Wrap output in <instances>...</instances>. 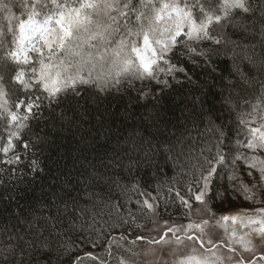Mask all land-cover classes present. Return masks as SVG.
Returning a JSON list of instances; mask_svg holds the SVG:
<instances>
[{
	"label": "snow or ice",
	"instance_id": "snow-or-ice-1",
	"mask_svg": "<svg viewBox=\"0 0 264 264\" xmlns=\"http://www.w3.org/2000/svg\"><path fill=\"white\" fill-rule=\"evenodd\" d=\"M180 2L171 0L157 8L152 0H19L27 19L14 17L12 8L3 5L9 23L0 27V96L16 99L11 104H0V123L5 129L9 124L15 129L0 136V153L7 156L15 151L16 144L24 150L2 161L27 169L17 179L28 174L34 179L45 171L44 161L37 152L30 151L42 141L24 138L31 121L43 116L45 110L78 103L89 91L97 97L112 96L118 100L137 83L146 81L152 87L139 90L137 100L151 97L152 107L139 122L125 107L119 116L112 113L110 121L102 120L98 128L91 126L80 136L77 143L84 154L80 169L75 170V176L69 174L50 195L42 194L39 212L26 216L18 198L9 197L17 203L11 217L0 220L4 225L0 228V264H64L65 258L68 264H82L84 257L68 256L73 247L83 250L109 243L103 258L93 252L85 253L92 264H107V258L115 256L110 251L111 243H116L115 238L107 241L109 229L125 225H135L136 231L146 229L156 224L154 217L168 207L158 194L141 192L131 183L143 168L152 169L153 175L166 168L177 170L172 180L183 185L187 198L173 187L168 191L174 192L190 210L189 201L193 199L207 205L206 194L213 190L227 160L223 150L235 151L228 147L231 127L217 123L220 115L214 107L185 108L181 117L172 119L159 101L185 83H194L192 69L201 63L214 71L210 56L213 52L219 54L221 48L230 49L239 58L229 74L235 77L229 88L236 89L254 79L253 71L264 72V0H212L214 7L209 6V0H195L191 6L182 0L184 7H180ZM194 7L200 9L199 20L192 11ZM13 20L18 21L15 27ZM205 44L214 48H205ZM178 56L185 57L180 62L183 67L173 62ZM244 64L248 72L244 71ZM125 84L127 88L123 87ZM232 98L229 92L228 100ZM69 111L75 109L70 107ZM117 119L121 122L119 135L112 131ZM59 120L62 129L73 124L66 112L60 113ZM84 122L87 123L86 117ZM106 126L107 131H102ZM128 127L132 130L127 131ZM249 131L247 148L264 150V124ZM243 159L250 161L252 171L246 175L252 178L251 184L234 182L233 190L255 200L264 195V159L247 155ZM12 170L15 172V168ZM8 179L0 184H6ZM129 188L147 198L136 201L139 215L128 212L126 218L121 213L124 205L113 199V194L122 197ZM28 194L25 189L19 199ZM197 211L208 218L186 225L165 221L158 238L148 234L156 228L139 235L134 231L131 241L121 235L119 239L128 247L124 249L117 243V250L125 253L117 264H137L135 258L147 254L143 248L134 250L138 243L163 245V256L178 258L171 264H255L245 259L236 245L244 252H252L255 239L264 244V207L244 213H222L219 217L209 214L211 209L207 207ZM12 218L16 224H11ZM141 219L144 223H137ZM101 221L108 228L97 227ZM236 225L248 231L238 233ZM213 228L217 230L212 231ZM161 264L169 262L162 260Z\"/></svg>",
	"mask_w": 264,
	"mask_h": 264
},
{
	"label": "trees",
	"instance_id": "trees-1",
	"mask_svg": "<svg viewBox=\"0 0 264 264\" xmlns=\"http://www.w3.org/2000/svg\"><path fill=\"white\" fill-rule=\"evenodd\" d=\"M169 1L152 0V3L159 8L163 3ZM187 3L191 6L195 3V0H187ZM5 4L12 8V15L14 17L27 19V14L20 7L19 0H0V27H5L9 23L6 19L8 13L3 11V5ZM73 6H78V4ZM209 6L214 7L212 0H209ZM192 11L197 20L202 18L199 7L192 8ZM37 19H42V17L38 16ZM12 23L15 27L18 21L13 20ZM227 31L231 32V29ZM5 43L7 45V41ZM203 47L214 48V45L205 44ZM177 51H183V48H178ZM257 51L259 52V49ZM32 55L35 58V54L33 53ZM210 58L212 61L211 68L214 71H210L208 65L201 63L199 67L192 69V81L194 83H185L182 87L174 89L171 93H167L159 103L165 107L168 117L172 119L181 117L182 110L185 108L193 106L199 108L201 105L205 109L214 107L217 114L220 115V120L217 123H224L231 127L228 147L235 151L223 150L227 155V160L221 166L219 175L216 177V183L213 190L208 192L207 199L211 207L217 212L232 211L233 209L244 207L246 201L249 200L245 198L243 192L233 190L234 182L251 184L252 178L246 175V173L252 171L249 166L250 161H245L243 156H259L261 159H264V150L247 148V142L251 139L249 130L253 124L261 121L264 115V72H251V76L254 79L236 89H231L228 87V84L235 77L229 74L233 71L234 61L239 62V58L230 49L226 48H221L219 54L213 52ZM184 59L185 57L178 56L173 62L183 67L184 65L180 62ZM242 66L245 72L249 71L246 64ZM222 77L225 79H222ZM123 87L127 88L128 86L125 84ZM150 87L152 85L147 81L144 84L137 83L129 91L124 92L118 100L113 99L112 96L97 97L94 92L89 91L79 99L78 103L73 101L72 105L65 103L59 107H55L53 111L45 110L43 116L32 120L24 132V138L26 140L42 141L41 144L30 149V151L38 153V158L44 161L45 171L34 179L32 174L17 179L19 173L21 171L26 172L27 169L22 165L19 167L15 165L9 166L2 163L3 160H0V181H4L10 177L6 184H0V220L5 217H11L12 211L16 210L17 202L22 207L26 216L39 212L41 210V202L44 199L42 194L48 193L50 195L51 192L58 189L59 185L63 183L69 174L75 176V170L80 169L84 155L79 151L81 145L77 143L80 136L84 135L91 126L98 128L102 120L110 121L112 113H116L119 116L123 113L125 107L133 114L134 120L139 122L140 118L146 113V110L151 109L152 102L151 97L137 100V96L139 95V90L143 89L147 91ZM229 92L233 94L231 100H228ZM15 99V96L11 100L0 96V104H11L12 100ZM70 107L75 109V111H69ZM13 110L20 111L19 109ZM61 112H66L69 117L73 118L72 126L61 128L62 121L59 120ZM173 113H175V116H173ZM85 117L87 118V123L84 122ZM241 121H246L247 123L242 124ZM131 123L132 121H129V125ZM120 125L121 122L118 119L112 125V131L117 135L120 134L117 132V128ZM203 127L202 125L201 131H203ZM8 130L14 131L15 129H12L10 124L8 129H5L4 125L0 123V136H3ZM126 130L131 131L132 129L128 127ZM102 131H107V126ZM115 139L116 136L114 135L113 141ZM15 151L16 153H22L24 150L19 144H16ZM13 168H15V172L12 170ZM253 174L257 175L258 173L254 172ZM176 175L177 170L172 168H166L163 173L157 172L156 175H153L152 169L143 168L139 173L135 174V179L131 182L135 183L141 192L147 191L152 196H157L158 194L163 200V205H168L162 215L159 216L162 220H187L189 217V208L180 203L174 192L168 191L169 187H173L179 191L180 195H184L187 198L183 185L172 180V177ZM236 177H239V180H236ZM25 189L28 190V196L25 199H19V197L25 195ZM12 196L18 198L17 202L9 199ZM146 198L137 195L131 188L122 197L119 193L113 194V199L119 200L124 205L121 213L126 218L128 212L139 215V205L136 201ZM195 202L194 199L189 201V203L193 204ZM6 209L9 211H5ZM16 223L15 218H12L11 224ZM137 223L142 224L144 221L141 219ZM3 226L0 223V228ZM150 226L148 225V228ZM97 227L103 230L108 228V225L101 221ZM125 228L128 230L125 231ZM146 229L136 231L135 225H125L124 228H116L114 230L109 229L110 235L106 238L107 241L111 242L113 238L116 241V243H111L110 251L114 252L116 250L120 254L124 253L117 250V243L123 246L126 244L124 240L119 239L120 236L124 235L128 241H131L135 238L133 235L134 231L135 234L139 235ZM106 248H109V243H104L103 246L97 248L84 247L83 250L73 247L68 256L74 259L76 255H79L80 257H84L82 263L86 261V263L92 264L85 257V253L93 252L103 258L106 256ZM124 249H126L125 246ZM64 264H68L67 258H65Z\"/></svg>",
	"mask_w": 264,
	"mask_h": 264
},
{
	"label": "rangeland",
	"instance_id": "rangeland-1",
	"mask_svg": "<svg viewBox=\"0 0 264 264\" xmlns=\"http://www.w3.org/2000/svg\"><path fill=\"white\" fill-rule=\"evenodd\" d=\"M171 2V0L169 1ZM168 3V2H166ZM180 7H184V3L181 1L180 2ZM7 17V16H6ZM47 54V49H45V55ZM262 124H264V115L262 116L261 121L257 122L256 124H253V127H260ZM16 154V151L14 152H9L7 154V156H5L3 153H0V160H6L11 156H14ZM208 194V193H207ZM207 194H206V199H207ZM249 195H251V193H249ZM264 195H260L257 196V198L255 200L249 199L248 201H246L245 206L241 207L240 209H233L232 211H223V212H217L215 211L208 199H207V205H201L199 202H195L193 203H189L191 205V210L189 209V217L187 220H173V221H168V220H162L159 217H154V219L156 220V224L151 225L149 228H147L145 231H143V233H148V229L151 228H156V231H151L150 233H148L150 236H155L158 238L159 234L162 233V231L164 230V223L165 221H168V223L171 224H176V225H186L189 222H197L199 223L202 219H207L208 215L204 214L203 212H198L197 209H203L205 207L211 209V213L209 214H215L216 217H219L222 213H232L235 214L237 212L239 213H244V212H249L252 209L255 208H260V207H264ZM151 202V201H150ZM213 224H215V221L212 222ZM231 222L229 221V224ZM217 229L213 228L212 231H216ZM236 231L238 233H243L248 231L245 228H242L240 225H236ZM142 234V233H141ZM234 243V241L232 242ZM125 248L127 249L128 244L124 245ZM238 252L243 253V256L245 259H249V260H253L255 262V264H264V259H260L261 256H264V244H261L258 239L254 240V250L252 252H244L243 248H241L239 245H236ZM141 248H143L144 252H146V255H141L139 257H136L135 259L137 260V264H141V262H143V264H161L162 260L163 261H168L169 264H171L172 261H174L175 257H171V256H163L162 255V249L164 248L163 245H142L140 243H138L135 246L136 251H139ZM149 249H151V251H149ZM115 253V256H109L107 258V264H117V260L118 258H123V256L125 255V253H118L116 250L113 252ZM128 256H131V253H127ZM82 264H88L86 263V261H84ZM96 264H99L96 263Z\"/></svg>",
	"mask_w": 264,
	"mask_h": 264
}]
</instances>
